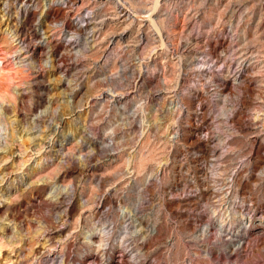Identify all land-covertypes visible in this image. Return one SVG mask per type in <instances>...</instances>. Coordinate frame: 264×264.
Masks as SVG:
<instances>
[{"label": "rangeland", "instance_id": "obj_1", "mask_svg": "<svg viewBox=\"0 0 264 264\" xmlns=\"http://www.w3.org/2000/svg\"><path fill=\"white\" fill-rule=\"evenodd\" d=\"M87 1L0 0V264H264V0Z\"/></svg>", "mask_w": 264, "mask_h": 264}, {"label": "bare ground", "instance_id": "obj_2", "mask_svg": "<svg viewBox=\"0 0 264 264\" xmlns=\"http://www.w3.org/2000/svg\"><path fill=\"white\" fill-rule=\"evenodd\" d=\"M58 1L60 2V4H58ZM58 1H55V0H47V2H46V4H47V8H54V6L55 7H57V6H60V7H62V5H64V6H70V7H74V5H76V4H78V2H82V4H83V2H85L86 0H58ZM91 0H89V1H87V2H90ZM94 1V0H93ZM99 1V0H98ZM98 1H96L97 3H98ZM102 1V0H101ZM110 1V0H109ZM108 1V2H109ZM114 1V6H115V8H116V10H117V14L116 15H118L119 17H122L123 15L124 16H126L127 15V17H125V19H123V22H130V23H133V22H136L137 21V17H139L140 16V14H142V13H148L147 15H146V17H148V18H150V20H152L153 21V19H152V16L154 15V13L155 12H157L158 10H159V6H160V0H153V2H152V6H151V8H144V7H142L141 6V3H138V4H140V5H138L139 7H133V5L132 4H130V5H128V3L127 2H125L124 0H113ZM227 3L228 2H233L234 0H225ZM224 1V2H225ZM105 2H106V0H105ZM113 3V2H112ZM230 5V4H229ZM228 5V6H229ZM79 6H80V4H79ZM226 6V5H225ZM95 8V7H94ZM29 9H30V7L28 6V5H25V7L23 8V11H25V13L27 12H29ZM92 11V10H91ZM90 11V12H91ZM88 13V12H87ZM116 15H115V17H116ZM143 16V15H142ZM83 17H85V16H83ZM118 19H120V18H118ZM83 20V19H82ZM85 21V20H84ZM261 22V21H260ZM260 22H259V24H260ZM262 23V22H261ZM129 24V23H128ZM154 24V23H153ZM155 25V24H154ZM156 25H158V24H156ZM156 25H155V27H156ZM262 25V24H261ZM159 26V25H158ZM127 27V26H126ZM258 27H259V29H262V26H260V25H258ZM128 28V27H127ZM157 28V27H156ZM159 28V27H158ZM124 30V29H123ZM128 30V29H127ZM157 31L160 33L161 31H160V29H157ZM262 31V30H261ZM123 33V32H122ZM120 34V33H119ZM130 34V33H129ZM261 34H263V33H261ZM162 35V34H161ZM123 36V35H122ZM122 36H121V38H122ZM140 37V39H139V41L141 42V43H143L144 41H145V39H148V36L146 35V34H143V35H140L139 36ZM116 39L115 38H113L112 37V41H113V43L115 44L116 43V41H115ZM110 41V40H109ZM123 41V40H122ZM120 42V41H119ZM147 41H145V43H146ZM192 43V42H191ZM3 45H2V51H0V60H3V59H5L7 56H10V54L12 53V51H13V48H15V47H13V45L8 41V40H4L3 41V43H2ZM138 45V44H137ZM114 46V45H113ZM116 46V45H115ZM188 46H189V44H188ZM120 47V46H119ZM139 47V46H138ZM144 47H145V45H144ZM143 47V48H144ZM192 47H194V46H192ZM24 48V47H23ZM191 48V47H190ZM26 49V48H25ZM28 49V48H27ZM112 49H113V47H112ZM115 49V48H114ZM142 49V48H141ZM16 50H19V49H16ZM143 50V49H142ZM226 50V49H225ZM252 50V49H251ZM111 51V50H110ZM113 51V50H112ZM144 51V50H143ZM142 51V52H143ZM15 52V51H14ZM18 52V51H17ZM16 53V52H15ZM250 54H252V53H250ZM11 55H13V54H11ZM230 55V54H229ZM142 56V55H141ZM264 56V55H263ZM236 57V56H235ZM244 57V56H243ZM233 58V57H232ZM250 58V57H249ZM248 58V59H249ZM243 60L242 62H241V66H243L242 68L243 69H240L239 71H237L233 76H230L229 77V75L226 77V78H224L225 80H226V82L225 83H223V85H221V87H220V89H219V87H217V89L219 90V92L221 93V94H224V93H226L229 89H231L230 87H229V81H234V84H236V85H242V86H245V87H243V88H249V86H250V79L247 77V76H245L244 75V71H245V73L249 70V68H250V61L252 62V59H250V60ZM256 59V58H255ZM254 59V60H255ZM257 60V59H256ZM263 62H264V60H263ZM262 62V63H263ZM1 63H2V61H1ZM257 63V62H256ZM189 66V65H188ZM237 66V65H236ZM142 67V66H141ZM220 67V66H219ZM253 67V66H252ZM147 69V68H146ZM181 69H183V68H181ZM181 69H180V73L178 74V76H176V77H178V82L179 83H183V81H184V78H185V76H184V74L183 73H181V72H185L184 71V69H183V71H181ZM210 69V68H209ZM212 69V68H211ZM210 69V70H211ZM218 70V69H217ZM231 70V69H230ZM235 70V69H234ZM135 71V70H134ZM219 71V70H218ZM224 71V70H223ZM222 72V71H221ZM228 72V71H227ZM234 72V71H233ZM253 72V71H252ZM217 74H219V73H217ZM222 74H224V73H222ZM248 74H250V73H248ZM247 74V75H248ZM252 74V73H251ZM135 75V74H134ZM212 75V74H211ZM138 76V75H137ZM139 79V78H138ZM137 79V80H138ZM252 79V78H251ZM222 84V83H221ZM220 86V85H219ZM173 87V86H172ZM169 93L171 92V93H174L175 95L177 94V90H167ZM129 91H124L123 93H121L120 95H121V98H125V97H127V95L129 94L128 93ZM174 95V96H175ZM184 96V95H183ZM167 99V98H166ZM184 100H185V96H184V98L183 99H180V97H178V99H177V102H176V100H174V102H172V112L173 113H175V112H177L178 110L180 111V109H181V106H185L184 105ZM171 102V101H170ZM180 104H181V106H180ZM178 105V106H177ZM170 107H171V105H170ZM170 110V109H169ZM178 111V112H179ZM171 112V113H172ZM174 123V122H173ZM199 126V125H198ZM175 137V136H174ZM254 206V205H253ZM255 207V206H254ZM253 207V208H254ZM247 209V208H246ZM251 212H252V207L249 209ZM248 210V211H249ZM256 210V209H255ZM243 214V213H242ZM241 214V215H242ZM245 214V213H244ZM247 214H248V212H247ZM261 218V220H258V221H254V220H252L251 218H242V219H240L241 220V222L237 225V227H230V226H228V225H226V223L227 224H229L228 222H226L225 224H224V222H223V224H220L219 223V225H218V232H217V230H216V235H222V236H224L225 235V238L226 239H229L230 240V242H229V246H228V248H229V252H234V249L237 247H239V246H241L243 243H244V238H245V235H246V230H247V228H248V226H249V224H250V226L254 229V231L255 232H261V233H264L263 231H264V217H260ZM225 221V220H224ZM213 223H210V221H209V223L208 224H206L205 225V227H204V230H203V232H204V234H207L208 232H210L211 230H212V228L213 227H217V225H215L214 224V222L215 221H212ZM217 222V221H216ZM222 223V222H221ZM217 224V223H216ZM231 224V223H230ZM229 224V225H230ZM233 224H235V223H233ZM236 225V224H235ZM215 227V228H216ZM214 228V229H215ZM218 233V234H217ZM227 236V237H226ZM237 248H236V250H237Z\"/></svg>", "mask_w": 264, "mask_h": 264}]
</instances>
